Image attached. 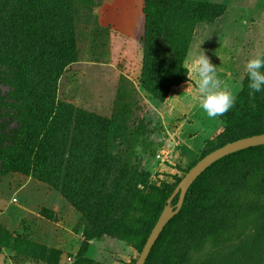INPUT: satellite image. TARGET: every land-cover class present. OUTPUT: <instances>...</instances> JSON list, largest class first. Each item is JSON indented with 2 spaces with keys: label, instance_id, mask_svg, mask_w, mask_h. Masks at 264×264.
I'll return each instance as SVG.
<instances>
[{
  "label": "trees",
  "instance_id": "trees-1",
  "mask_svg": "<svg viewBox=\"0 0 264 264\" xmlns=\"http://www.w3.org/2000/svg\"><path fill=\"white\" fill-rule=\"evenodd\" d=\"M12 1L0 2V52L17 68L14 84L23 114L11 129L0 124V175L33 176L57 187L81 208L80 199L87 201L91 194H102L95 187L106 184L99 167L104 162L109 122L56 96L61 75L78 59L81 7L78 0ZM225 11L224 5L210 1L144 0L142 84L148 93L164 102L173 87L189 80L185 60L195 26L215 22ZM247 83L246 75L235 105L219 117L223 131L205 142L199 159L227 142L264 133V92L249 97ZM134 174L125 165L104 200L94 237L138 238L141 253L182 178L155 188L150 173L139 172L137 184L142 187L136 184L123 223L112 227L117 205L126 197L124 191ZM178 198L179 194L175 204ZM263 217L264 145H260L219 159L192 183L180 212L167 223L145 264H196L207 246L239 238Z\"/></svg>",
  "mask_w": 264,
  "mask_h": 264
},
{
  "label": "rangeland",
  "instance_id": "rangeland-1",
  "mask_svg": "<svg viewBox=\"0 0 264 264\" xmlns=\"http://www.w3.org/2000/svg\"><path fill=\"white\" fill-rule=\"evenodd\" d=\"M78 1V59L61 75L56 96L109 121L103 142L104 162L99 167L106 184L95 187L102 194H91L87 201L80 199L82 207L77 208L57 187L33 176L0 175V264H85V259L101 264H135L140 239L94 237L104 200L123 168L128 165L135 177L117 205L112 227L125 219L139 172H149L151 186L162 188L182 178L202 154L171 156L179 141L167 133L159 112L163 109L168 129L186 121L199 105L195 83L173 87L164 102L142 84L144 0ZM202 1L222 4L226 11L215 22L195 26L185 67L190 53L205 51L217 70H233L227 85L236 95L246 76L247 59L264 52V0ZM0 2L4 5L5 0ZM161 14L166 21L165 12ZM243 21L253 23L254 31L243 29L239 25ZM16 69L0 52V124L10 129L23 114L14 84ZM217 76L220 80L224 77L219 71ZM203 115L201 109L199 117ZM218 121L206 115L200 122L210 128ZM188 130H197V125H188ZM196 264H264V217L239 238L207 246Z\"/></svg>",
  "mask_w": 264,
  "mask_h": 264
},
{
  "label": "clouds",
  "instance_id": "clouds-1",
  "mask_svg": "<svg viewBox=\"0 0 264 264\" xmlns=\"http://www.w3.org/2000/svg\"><path fill=\"white\" fill-rule=\"evenodd\" d=\"M244 71L247 75L249 97L254 98L256 93L264 92V52L250 56L244 64ZM186 74L189 86L195 83L199 106L207 117L218 118L233 108L236 95L218 78L216 66L205 51L189 54Z\"/></svg>",
  "mask_w": 264,
  "mask_h": 264
},
{
  "label": "water",
  "instance_id": "water-1",
  "mask_svg": "<svg viewBox=\"0 0 264 264\" xmlns=\"http://www.w3.org/2000/svg\"><path fill=\"white\" fill-rule=\"evenodd\" d=\"M264 145V133L251 135L248 137L239 138L237 140L227 142L226 144L216 148L215 150L209 152L201 159H199L182 177L170 197L167 199V203L162 210L156 224L154 225L150 235L145 242L141 253L139 254L138 259L135 264H145L150 252L162 233L163 229L167 225V223L180 212L186 193L192 183L214 162L219 159L238 152L240 150ZM179 194V198L176 204H172L176 195Z\"/></svg>",
  "mask_w": 264,
  "mask_h": 264
},
{
  "label": "crops",
  "instance_id": "crops-1",
  "mask_svg": "<svg viewBox=\"0 0 264 264\" xmlns=\"http://www.w3.org/2000/svg\"><path fill=\"white\" fill-rule=\"evenodd\" d=\"M239 25L243 26L242 28L246 29V31H249V30L254 31L253 23H248V22L243 21V22L239 23ZM244 57L247 58V55H245ZM217 71H219L220 73H222L224 75V77L221 79V81L224 84L229 83V81L234 76L233 70L225 71L224 69L223 70L218 69ZM188 81L189 80L183 82L180 85L181 86L182 85H188L187 84ZM175 87H177V86H175ZM159 112H160L162 122H163V125H164L167 133H169V135L172 138H174L175 141L176 140L179 141V146L176 148L175 154L171 152L172 153L171 156H175V155L184 156L186 154H191V155L199 154L201 152L202 148L204 147L205 142L208 139H213L215 136L220 134L224 129V124L219 118H217L219 121L215 127L208 128V125L202 126L200 121L202 119H204L206 117V115H203V117H199V112H201V108L199 105H198L197 109L193 113H191L190 117L187 118V120L184 121L183 123L178 124L174 128V130L168 129L166 127V124L164 121L166 118H165V116L162 115L163 109L159 110ZM195 124L197 125V130L186 131V127H188V125H193V127H194ZM181 146H183L184 149H182ZM168 150L171 151V149H168Z\"/></svg>",
  "mask_w": 264,
  "mask_h": 264
}]
</instances>
